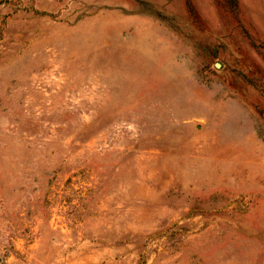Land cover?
Wrapping results in <instances>:
<instances>
[{
    "label": "rangeland",
    "instance_id": "1",
    "mask_svg": "<svg viewBox=\"0 0 264 264\" xmlns=\"http://www.w3.org/2000/svg\"><path fill=\"white\" fill-rule=\"evenodd\" d=\"M0 264H264V0H0Z\"/></svg>",
    "mask_w": 264,
    "mask_h": 264
},
{
    "label": "water",
    "instance_id": "2",
    "mask_svg": "<svg viewBox=\"0 0 264 264\" xmlns=\"http://www.w3.org/2000/svg\"><path fill=\"white\" fill-rule=\"evenodd\" d=\"M218 66V65H217Z\"/></svg>",
    "mask_w": 264,
    "mask_h": 264
}]
</instances>
